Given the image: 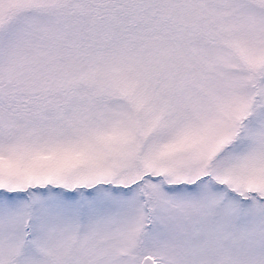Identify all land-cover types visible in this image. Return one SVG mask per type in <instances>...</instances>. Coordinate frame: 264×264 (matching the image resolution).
I'll return each instance as SVG.
<instances>
[{
  "label": "snow or ice",
  "instance_id": "6c2138e0",
  "mask_svg": "<svg viewBox=\"0 0 264 264\" xmlns=\"http://www.w3.org/2000/svg\"><path fill=\"white\" fill-rule=\"evenodd\" d=\"M0 264H264V0H0Z\"/></svg>",
  "mask_w": 264,
  "mask_h": 264
}]
</instances>
